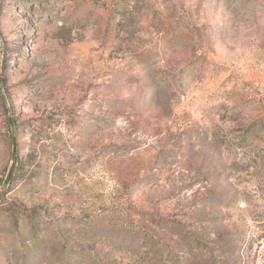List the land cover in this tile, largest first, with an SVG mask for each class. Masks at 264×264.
<instances>
[{
    "label": "rangeland",
    "instance_id": "obj_1",
    "mask_svg": "<svg viewBox=\"0 0 264 264\" xmlns=\"http://www.w3.org/2000/svg\"><path fill=\"white\" fill-rule=\"evenodd\" d=\"M264 264V0H0V264Z\"/></svg>",
    "mask_w": 264,
    "mask_h": 264
},
{
    "label": "trees",
    "instance_id": "obj_2",
    "mask_svg": "<svg viewBox=\"0 0 264 264\" xmlns=\"http://www.w3.org/2000/svg\"><path fill=\"white\" fill-rule=\"evenodd\" d=\"M211 259H212V264H221L218 262V259H215L213 257H211Z\"/></svg>",
    "mask_w": 264,
    "mask_h": 264
}]
</instances>
